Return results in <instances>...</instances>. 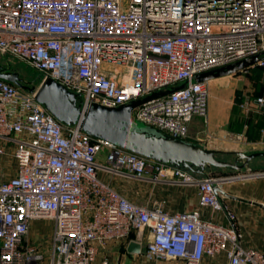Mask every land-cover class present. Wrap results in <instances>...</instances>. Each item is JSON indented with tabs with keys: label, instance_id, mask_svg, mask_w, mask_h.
I'll list each match as a JSON object with an SVG mask.
<instances>
[{
	"label": "built area",
	"instance_id": "obj_1",
	"mask_svg": "<svg viewBox=\"0 0 264 264\" xmlns=\"http://www.w3.org/2000/svg\"><path fill=\"white\" fill-rule=\"evenodd\" d=\"M0 52L63 85L82 112L171 90L137 106L132 120L187 140L193 118L209 114L198 74L251 56L264 69V0H0ZM252 101L264 116V96ZM101 171L197 186L200 205L229 223L199 209L171 212L164 200L137 204ZM249 178L264 169L198 175L94 138L0 78V264H111L101 249L122 240L141 243L154 264H264V249L245 245L236 212L215 190ZM47 220L53 231L41 249L30 230Z\"/></svg>",
	"mask_w": 264,
	"mask_h": 264
},
{
	"label": "crops",
	"instance_id": "obj_2",
	"mask_svg": "<svg viewBox=\"0 0 264 264\" xmlns=\"http://www.w3.org/2000/svg\"><path fill=\"white\" fill-rule=\"evenodd\" d=\"M255 65L234 74L206 81L210 90L209 114L207 119L193 118L188 138L190 142L218 150L220 152L218 155L221 156L235 155L236 151L247 153L263 151L262 147L250 149L248 144L256 140L255 135L257 136L259 129L264 126V116L260 114L259 118L247 121L237 115L239 109L236 90L242 91L241 95L244 97L252 95L248 89L249 81L244 79L241 85L237 81L241 80L242 74H250V70L254 69ZM261 84H264V81ZM261 95L264 96V86ZM216 98L217 101L219 100V107L215 103ZM256 128L258 131L252 137L251 134ZM254 169L257 171L264 167ZM99 175L103 181L137 204L164 200L167 209L171 212L199 209L204 218L226 225L229 223L222 210L200 205L197 186L183 187L164 180L154 181L150 171L142 179L109 174L105 171H101ZM236 181L222 184L223 190L227 192V195L221 193L222 201L231 209L235 210V207L239 210L238 217L242 224L240 228L245 235V245L264 249V178H250L246 182ZM225 261L222 257L219 261H206L205 264H224Z\"/></svg>",
	"mask_w": 264,
	"mask_h": 264
},
{
	"label": "water",
	"instance_id": "obj_3",
	"mask_svg": "<svg viewBox=\"0 0 264 264\" xmlns=\"http://www.w3.org/2000/svg\"><path fill=\"white\" fill-rule=\"evenodd\" d=\"M260 56H251L238 62L218 67L196 76L198 81L234 74L258 63ZM0 78L33 93L59 121L66 124L79 123L81 129L94 138H100L147 158L177 167L184 166L196 173L207 175L208 167L233 168L237 171L248 167L249 162L264 151L234 152V162L218 158V150L211 149L187 140L175 138L150 126L140 127L132 120L133 110L144 101L162 96L171 90L154 93L144 100H137L119 107L92 104L85 112L76 104V96L52 78L44 79L38 87L25 83L18 71L0 66ZM217 193L227 195L223 188L216 186ZM129 253H142V244L130 241Z\"/></svg>",
	"mask_w": 264,
	"mask_h": 264
},
{
	"label": "rangeland",
	"instance_id": "obj_4",
	"mask_svg": "<svg viewBox=\"0 0 264 264\" xmlns=\"http://www.w3.org/2000/svg\"><path fill=\"white\" fill-rule=\"evenodd\" d=\"M0 66L3 68H8L14 71H18L21 77L25 80L26 84H28L29 86L38 87L40 83L42 82V76L38 70L32 67L29 63L15 56H12L9 54H2L0 52ZM258 74H259V70L254 69L253 74H242L241 80L237 81L238 84L240 85L242 84L244 79L250 82L248 89L250 90L249 92L252 95H249V97L242 96L241 95L242 91H239L238 89L236 90V101L238 102V109H239L237 112V115L240 117H244L245 120L247 121H250L252 118L257 119L260 117V112L252 108V102H253L252 100H254V98H257L258 96H262L260 92L262 91V86H264V84H261V79L259 78ZM215 103L217 107H219V100L217 101V98H216ZM137 123L140 127L147 126L145 123H142V122H137ZM257 131L258 130L256 128V130L251 134V136L253 137L255 135V132ZM258 132L259 134L257 133V136L255 135V138H254L256 140H252L251 142H249L248 148L258 149L262 147V150L264 151V126L262 127L261 130L259 129ZM218 158L222 160L234 162L236 159V156L235 155H230V156L218 155ZM101 161L105 162V159L102 158ZM256 167L258 168L264 167V155L253 158L249 162L248 167H246L243 170L237 171V172L233 168L211 167L209 168V173L216 178H226V177L235 178L245 173L254 172L255 171L254 168ZM240 180H243V181H240ZM248 180L247 179H235L236 182H246ZM234 209L235 210L233 211H235L238 216L239 210H236L235 207ZM239 223L242 226L241 222ZM52 231H53V221L51 220L35 221L30 230V240L36 243L41 249H46V246L48 245V242L51 238ZM134 233L136 237L137 232H134ZM244 238H245V235H244ZM147 241L148 240H146V243ZM127 244H128L127 240L110 242L107 245H105L106 247L104 249H101V255H107L111 261V264H154L152 261L146 260L143 254L141 253L140 255H137V256H133L129 254L126 251Z\"/></svg>",
	"mask_w": 264,
	"mask_h": 264
},
{
	"label": "trees",
	"instance_id": "obj_5",
	"mask_svg": "<svg viewBox=\"0 0 264 264\" xmlns=\"http://www.w3.org/2000/svg\"><path fill=\"white\" fill-rule=\"evenodd\" d=\"M254 69H258L259 70V74H258V76H259V78L261 79V83H262V81H264V69H263V67L262 66H260V65H258V64H256L255 66H254ZM254 69H252V70H250V74H253V70ZM25 81V80H24ZM11 83V82H10ZM26 83V82H25ZM13 84V83H12ZM15 85V84H14ZM262 93V91L260 92V94ZM187 141H189L188 139H187ZM182 167H184V166H182ZM209 168H211V167H208L207 169H206V173H209ZM188 169V168H187ZM236 172H237V170H235ZM198 174H200V173H198ZM200 175H202V174H200ZM133 237H135V233H132L131 234V236H130V238H133ZM126 251H127V247H126Z\"/></svg>",
	"mask_w": 264,
	"mask_h": 264
}]
</instances>
